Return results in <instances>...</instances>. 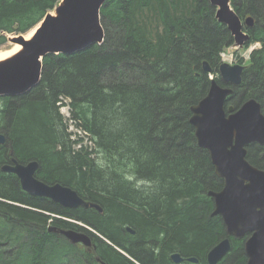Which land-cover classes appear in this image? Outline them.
Segmentation results:
<instances>
[{"label":"trees","instance_id":"1","mask_svg":"<svg viewBox=\"0 0 264 264\" xmlns=\"http://www.w3.org/2000/svg\"><path fill=\"white\" fill-rule=\"evenodd\" d=\"M231 1L241 16L256 20L245 46H261L251 53L229 105L239 109L256 99L264 113V0ZM60 2L0 0V47L10 35L31 31ZM101 20V45L46 56L36 87L0 97V134L7 139L0 144V264H99L96 257L106 264H136L127 255L154 264L158 258L149 246L162 237L168 249L161 260L170 264L169 251L203 257L229 237L222 218L212 215L208 195L224 182L198 145L190 119L212 80L224 85L210 76L219 71L224 49L234 45L230 31L209 0H109ZM63 99L70 100V120L80 134L75 141L60 114ZM86 137L95 150H74ZM96 152L101 163L92 158ZM13 159L37 161L39 180L70 187L103 212L31 196L15 174L1 170ZM248 160L264 169V147L249 146ZM67 219L99 234L84 230L93 236L95 253L49 231L80 230ZM232 241L222 264L242 262V242ZM7 244L13 248L9 257L1 247Z\"/></svg>","mask_w":264,"mask_h":264},{"label":"water","instance_id":"2","mask_svg":"<svg viewBox=\"0 0 264 264\" xmlns=\"http://www.w3.org/2000/svg\"><path fill=\"white\" fill-rule=\"evenodd\" d=\"M107 1L61 0L54 11L35 27L31 36L11 35L9 42L20 49L0 60V97L24 95L36 87L42 79L46 56L71 55L92 45H101L105 40L101 10ZM209 1L216 8L217 20L230 31L233 47L244 48L251 40L245 29L253 28L256 20L248 16L243 21L232 7L231 0ZM245 69L241 64L222 63L219 67L221 79L230 87L213 79L208 94L191 108L190 123L195 129L198 145L208 151L216 175L224 182L221 191H210L208 195L214 201L212 215L222 218L229 238L209 252V264H218L232 251L231 237L241 239L247 235L246 264H264V169L248 160L249 146L264 147V113L256 99H249L239 109L227 108L235 93L234 88L243 83ZM204 71L213 72L208 62H204ZM6 141V136L0 134V144ZM39 168L37 161L21 164L13 159L1 170L15 174L22 189L31 196L48 199L68 209L84 207L103 212L100 205L86 201L72 188L61 184L48 185L39 180L36 177ZM49 231L65 236L72 244L92 246L90 236L84 232L57 227H51ZM174 260L177 263L182 261L178 254L174 255Z\"/></svg>","mask_w":264,"mask_h":264},{"label":"rangeland","instance_id":"3","mask_svg":"<svg viewBox=\"0 0 264 264\" xmlns=\"http://www.w3.org/2000/svg\"><path fill=\"white\" fill-rule=\"evenodd\" d=\"M233 7V6H232ZM234 8V7H233ZM235 9V8H234ZM53 12V11H52ZM242 17H245L244 15H242ZM101 24L103 26V22L101 20ZM35 27L29 31L28 33L24 34L26 37L31 36V34L34 32ZM250 33V32H249ZM11 37V35L9 36ZM261 46L260 43H252L249 46H245L244 48L240 49V48H235V47H227L224 49V51L221 54V64L222 63H229L231 65H235V64H242L241 62L243 61L246 65H248L249 61H250V57H251V53L256 50L259 49ZM17 47H20L18 45H14L11 42H9V40L2 46L0 47V55L4 54L6 52H12L13 50H15ZM13 55V54H12ZM7 58V57H6ZM3 59V58H2ZM0 59V60H2ZM5 59V58H4ZM220 64V65H221ZM210 77L212 78H220L221 79V75L220 72L218 71L215 75H211ZM70 100L69 99H63V103L60 106V114L63 117V124L67 127V132L69 134H71V140H77L78 137H80L79 131L77 130V125L74 123H72L70 121ZM76 125V126H75ZM77 135V136H76ZM83 143H78L76 145V147L73 146L74 150H78L80 149L83 145L84 146H88L89 149H94V143H92L91 141H89L86 138H83ZM95 150V149H94ZM92 158H95L96 160H98L100 163L102 162V157H100L99 154L94 153L92 155ZM55 217H59L57 215H54ZM68 220V219H67ZM71 221V220H70ZM74 222V221H72ZM76 222V221H75ZM74 222V223H75ZM77 224H80L79 222ZM227 231V230H226ZM249 235H247L245 238H242L241 242L246 241ZM234 238V237H231ZM237 239V238H235ZM3 239H0V241H2ZM240 240V239H239ZM4 249V252H7L6 256L9 257L13 254V252L11 250H13V248H11L10 244H7L5 246H1ZM6 247V248H5ZM11 249V250H10Z\"/></svg>","mask_w":264,"mask_h":264},{"label":"flooded vegetation","instance_id":"4","mask_svg":"<svg viewBox=\"0 0 264 264\" xmlns=\"http://www.w3.org/2000/svg\"><path fill=\"white\" fill-rule=\"evenodd\" d=\"M240 15V14H239ZM241 16V15H240ZM248 16H250V15H247V16H245V17H242L241 16V18H242V20L244 21V19L246 18V17H248ZM245 30H247V29H245ZM241 65H244L246 68L248 67V65H246L245 63H243V64H241ZM246 70V69H245ZM245 72V71H244ZM222 81V80H221ZM224 84V83H223ZM223 86H225V87H230V85H223ZM236 88V87H235ZM234 88V89H235ZM234 95V94H233ZM229 106H233V105H229V102L227 103V108L229 107ZM236 109V108H235ZM68 220H71V219H68ZM71 221H74L75 222V220H71ZM76 224L78 223V221H76L75 222ZM80 224H78L79 226H80V230H77V231H79V232H84V233H86V234H88L89 236H90V238H91V241H92V246L90 247V248H88V247H85L83 244H80V245H82V246H84L85 248H86V250H87V252H89V253H95L96 252V246H95V244H94V242H93V236H92V234H95V235H98L99 236V234L94 230V229H92L91 227H89V226H87L86 224H84V223H81V222H79ZM84 228V229H83ZM128 228H130V229H132L131 227H127V231L130 233V234H132V235H136V231L135 230H133L132 229V231H134V233L132 232V231H130V230H128ZM84 230H87V231H89V232H91L92 234H90L89 232H86V231H84ZM61 236H63V235H61ZM229 238V237H228ZM245 238V237H244ZM238 240L240 239V238H237ZM242 239V238H241ZM240 239V240H241ZM225 240V239H224ZM230 241H231V244H232V249H233V241H232V238H230ZM242 241V240H241ZM245 242L246 241H243L242 242V246H241V248L243 249V254L241 255V258H243L241 261V263L240 264H244L243 263V260H244V256H246V252H245ZM220 243V242H219ZM150 249H154V252L156 253V255H157V261L154 263V264H163V262H162V258H161V256H162V252L164 251V250H167L168 248L167 247H165V241H163V237L160 239V240H158V242H156L154 245L153 244H150ZM215 247V246H214ZM213 247V248H214ZM212 248V249H213ZM212 249H210L209 251H208V253L206 254V255H204L203 257H196V256H192V255H190V256H185V255H183L181 252H179V251H169L168 252V254H169V256L167 257L168 258V260L170 261V264H201L202 262H203V260H205V262H206V264H209V261H208V255H209V252L212 250ZM167 254V255H168ZM180 255V257H181V259H182V261L181 262H179V263H177V262H175V260H174V255ZM231 254V252L229 253V254H227L218 264H222L223 262H224V260L226 261V259L228 258V256ZM127 255V254H126ZM127 257H129L134 263H136V264H140L138 261H136V260H134L132 257H130L129 255H127ZM196 259L197 261H190L191 259ZM96 260H97V262H99V264H101L103 261L100 259V258H98V257H96Z\"/></svg>","mask_w":264,"mask_h":264},{"label":"bare ground","instance_id":"5","mask_svg":"<svg viewBox=\"0 0 264 264\" xmlns=\"http://www.w3.org/2000/svg\"><path fill=\"white\" fill-rule=\"evenodd\" d=\"M28 38V37H27ZM20 49V47H17L15 50H13L12 52H6V53H4V54H1L0 55V59H4V58H6V57H9V56H11L12 54H14L15 52H17L18 50ZM212 78V77H211ZM72 121V120H71Z\"/></svg>","mask_w":264,"mask_h":264},{"label":"built area","instance_id":"6","mask_svg":"<svg viewBox=\"0 0 264 264\" xmlns=\"http://www.w3.org/2000/svg\"><path fill=\"white\" fill-rule=\"evenodd\" d=\"M71 121V120H70ZM73 123V121H71Z\"/></svg>","mask_w":264,"mask_h":264}]
</instances>
